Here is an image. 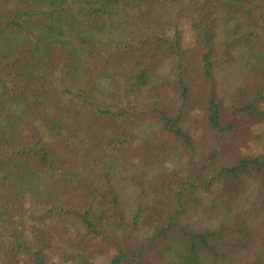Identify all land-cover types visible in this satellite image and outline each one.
I'll use <instances>...</instances> for the list:
<instances>
[{"label": "trees", "instance_id": "obj_1", "mask_svg": "<svg viewBox=\"0 0 264 264\" xmlns=\"http://www.w3.org/2000/svg\"><path fill=\"white\" fill-rule=\"evenodd\" d=\"M262 7L0 0V264H264Z\"/></svg>", "mask_w": 264, "mask_h": 264}, {"label": "rangeland", "instance_id": "obj_2", "mask_svg": "<svg viewBox=\"0 0 264 264\" xmlns=\"http://www.w3.org/2000/svg\"><path fill=\"white\" fill-rule=\"evenodd\" d=\"M261 9L264 8L262 7ZM190 16V12H187L186 10L182 9L180 11V15H178V26L180 28V31L182 33V41H183V48H184V58H185V66L188 76L191 78L193 83L200 84V78H199V55L200 50L199 48L192 43V33L189 28L188 21L186 20ZM229 73V72H228ZM230 74V73H229ZM252 133L248 129H244L239 132L237 136V145L235 147V154L239 155L243 152V148H248L247 152H251L252 154H256L260 152V145L256 144L255 141H252ZM223 142L225 144L231 145L234 144L235 140L232 137H225L223 139ZM243 149V150H242ZM167 170H172V167L170 165H167ZM102 261H94V263L90 264H102Z\"/></svg>", "mask_w": 264, "mask_h": 264}]
</instances>
